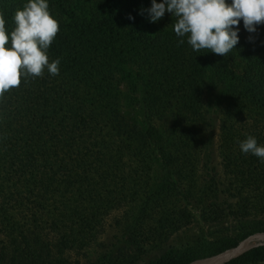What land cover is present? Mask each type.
<instances>
[{
    "label": "trees",
    "instance_id": "1",
    "mask_svg": "<svg viewBox=\"0 0 264 264\" xmlns=\"http://www.w3.org/2000/svg\"><path fill=\"white\" fill-rule=\"evenodd\" d=\"M25 2L0 0L9 31ZM150 5L49 0L60 73L0 98V264H187L264 231V162L238 143L264 144V23L197 53ZM261 263L264 242L223 264Z\"/></svg>",
    "mask_w": 264,
    "mask_h": 264
},
{
    "label": "clouds",
    "instance_id": "2",
    "mask_svg": "<svg viewBox=\"0 0 264 264\" xmlns=\"http://www.w3.org/2000/svg\"><path fill=\"white\" fill-rule=\"evenodd\" d=\"M175 17L173 30L194 52L211 51L227 56L239 43V25L249 33L264 23V0H151L147 9L151 22L165 12ZM132 19L133 17H129ZM14 27L6 28L0 13V98L25 80L43 76L45 70L57 76L61 58L50 61L48 50L60 31V25L50 12L49 0H26L13 16ZM244 154H252L264 162V144L253 135L238 141Z\"/></svg>",
    "mask_w": 264,
    "mask_h": 264
},
{
    "label": "water",
    "instance_id": "3",
    "mask_svg": "<svg viewBox=\"0 0 264 264\" xmlns=\"http://www.w3.org/2000/svg\"><path fill=\"white\" fill-rule=\"evenodd\" d=\"M264 242V231L254 232L244 237L236 245L208 256L196 258L187 264H223L247 251L249 248Z\"/></svg>",
    "mask_w": 264,
    "mask_h": 264
},
{
    "label": "rangeland",
    "instance_id": "4",
    "mask_svg": "<svg viewBox=\"0 0 264 264\" xmlns=\"http://www.w3.org/2000/svg\"><path fill=\"white\" fill-rule=\"evenodd\" d=\"M258 26L259 25H257V28H258ZM239 28H240V32L245 34L247 36V39L251 40V38H250L251 33H249L248 31H246L244 29L243 24L240 23ZM154 174L155 175L158 174L157 170H155ZM224 227L229 228L230 232H233V233L237 234V231L235 229L234 224L228 222V223L224 224ZM217 228H218L217 226H212L210 229H217ZM207 229L208 228L203 227V226L202 227L201 226L200 227H192L190 230L187 231V233L184 236H182L181 241H179L177 245L179 246V245H181L183 243L189 242V240H190V238H191V236L193 234H196L198 232H201L202 230L204 231V230H207ZM261 264H264V263H261Z\"/></svg>",
    "mask_w": 264,
    "mask_h": 264
}]
</instances>
